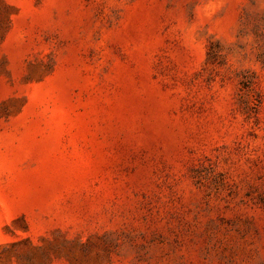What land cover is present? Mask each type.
I'll list each match as a JSON object with an SVG mask.
<instances>
[{
  "label": "rangeland",
  "instance_id": "374dc122",
  "mask_svg": "<svg viewBox=\"0 0 264 264\" xmlns=\"http://www.w3.org/2000/svg\"><path fill=\"white\" fill-rule=\"evenodd\" d=\"M0 264H264V0H0Z\"/></svg>",
  "mask_w": 264,
  "mask_h": 264
}]
</instances>
